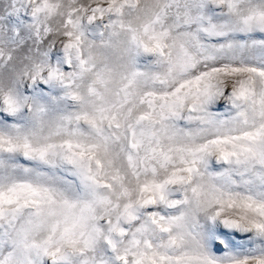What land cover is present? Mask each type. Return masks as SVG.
Returning <instances> with one entry per match:
<instances>
[{
  "label": "snow or ice",
  "instance_id": "1",
  "mask_svg": "<svg viewBox=\"0 0 264 264\" xmlns=\"http://www.w3.org/2000/svg\"><path fill=\"white\" fill-rule=\"evenodd\" d=\"M0 264H264V0H0Z\"/></svg>",
  "mask_w": 264,
  "mask_h": 264
}]
</instances>
